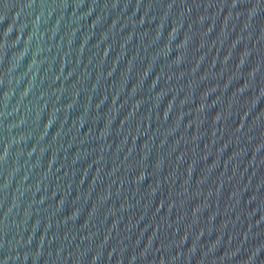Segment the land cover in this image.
Segmentation results:
<instances>
[{
  "label": "water",
  "instance_id": "obj_1",
  "mask_svg": "<svg viewBox=\"0 0 264 264\" xmlns=\"http://www.w3.org/2000/svg\"><path fill=\"white\" fill-rule=\"evenodd\" d=\"M0 264H264V0H0Z\"/></svg>",
  "mask_w": 264,
  "mask_h": 264
}]
</instances>
